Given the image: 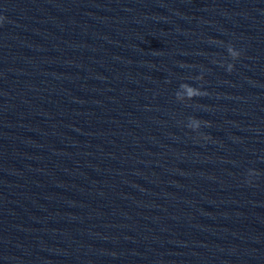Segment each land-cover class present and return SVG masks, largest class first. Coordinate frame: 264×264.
Returning <instances> with one entry per match:
<instances>
[{
  "label": "clouds",
  "instance_id": "clouds-1",
  "mask_svg": "<svg viewBox=\"0 0 264 264\" xmlns=\"http://www.w3.org/2000/svg\"><path fill=\"white\" fill-rule=\"evenodd\" d=\"M2 19H3V17H0V20H2ZM237 55H239V54H237ZM195 97H197V96L195 95L194 90H189V99H194Z\"/></svg>",
  "mask_w": 264,
  "mask_h": 264
}]
</instances>
